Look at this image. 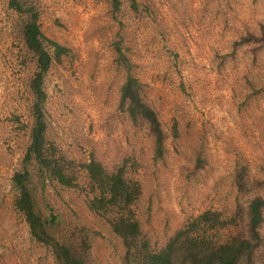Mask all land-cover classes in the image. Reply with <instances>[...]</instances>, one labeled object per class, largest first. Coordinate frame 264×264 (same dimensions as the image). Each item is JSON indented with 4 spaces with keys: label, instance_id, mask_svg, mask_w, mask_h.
<instances>
[{
    "label": "rangeland",
    "instance_id": "obj_1",
    "mask_svg": "<svg viewBox=\"0 0 264 264\" xmlns=\"http://www.w3.org/2000/svg\"><path fill=\"white\" fill-rule=\"evenodd\" d=\"M26 1L37 7L43 34L68 49L45 80L47 139L58 155L77 164L95 158L112 170L126 161L143 187L139 217L159 248L209 209L241 211L245 221L249 203L264 197V0H122L119 13L111 0ZM10 2L0 0V263L54 264L13 207L37 64ZM120 38L167 135L164 160L154 159L147 127L132 126L119 108ZM85 196L50 183L38 194L44 209L94 225L97 256L120 264L124 249ZM261 234L264 241V223ZM261 249L255 264H263Z\"/></svg>",
    "mask_w": 264,
    "mask_h": 264
},
{
    "label": "trees",
    "instance_id": "obj_2",
    "mask_svg": "<svg viewBox=\"0 0 264 264\" xmlns=\"http://www.w3.org/2000/svg\"><path fill=\"white\" fill-rule=\"evenodd\" d=\"M111 1L114 12L119 13L122 0ZM10 5L23 17L24 46L37 64L29 83L33 96L30 144L21 169L12 177L16 191L13 207L24 217L30 237L47 249L54 264L104 263L97 256L96 242L101 233L94 225L79 222L82 218L78 216L76 222L66 221L48 205L45 209L42 207L38 194L47 183L85 192L88 211L110 230L124 249L120 264H255L258 248H263L264 264L263 196H256L249 203L245 221L241 211L225 216L222 211L209 209L189 218L159 248L152 243L139 217L143 187L131 177L126 161L112 170L95 158L77 164L58 155L57 148L47 139L45 80L54 62H60L68 49L43 34L40 14L34 4L11 0ZM261 41L264 46L263 37ZM114 47L117 64L126 73L120 89L119 108L132 126L147 127L153 140L154 159L164 160L167 135L158 112L145 99L144 86L133 74L132 64L123 50V39L120 38ZM235 182L242 188L240 173ZM243 221L245 231L239 228ZM232 229L243 231L235 234Z\"/></svg>",
    "mask_w": 264,
    "mask_h": 264
}]
</instances>
